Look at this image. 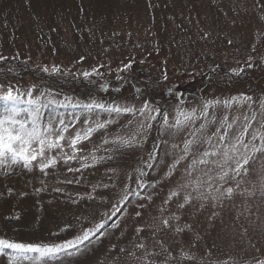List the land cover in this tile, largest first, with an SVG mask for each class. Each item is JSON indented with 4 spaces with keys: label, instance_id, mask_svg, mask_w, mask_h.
<instances>
[{
    "label": "rangeland",
    "instance_id": "1",
    "mask_svg": "<svg viewBox=\"0 0 264 264\" xmlns=\"http://www.w3.org/2000/svg\"><path fill=\"white\" fill-rule=\"evenodd\" d=\"M0 57V95L9 87L14 94L31 89L33 97L66 105L56 112L74 125L61 147L45 152L55 165L41 170L39 157L29 167L0 164V239L55 246L90 229L88 253L66 264H162L164 255L145 254L160 252L161 243L168 264L264 260V153L247 165L250 171L232 197L203 184L197 191L195 181L207 177L199 170L188 175L191 158L174 164L179 150L172 145L182 147L186 133L173 136L174 129L161 126L162 115L171 124L179 111L199 114L206 101L248 96L251 106L213 104L209 118L218 123L225 115L229 121L240 117L236 133L243 117L255 112L252 129L259 128L264 0H0ZM182 88L190 89L188 95L180 94ZM93 102L137 111L83 107ZM146 103L162 115L144 120L138 110ZM41 111L43 124L51 106ZM97 123L105 126L69 146L77 132ZM220 185L235 188V181L216 180ZM245 189L254 194L241 195ZM85 242L64 253L73 256ZM36 255L25 260L6 249L0 264H51L52 257L34 262Z\"/></svg>",
    "mask_w": 264,
    "mask_h": 264
},
{
    "label": "snow or ice",
    "instance_id": "2",
    "mask_svg": "<svg viewBox=\"0 0 264 264\" xmlns=\"http://www.w3.org/2000/svg\"><path fill=\"white\" fill-rule=\"evenodd\" d=\"M2 59V57H0ZM128 65H126L127 67ZM250 66V65H249ZM58 69L54 68L53 71ZM48 71V69H44ZM235 71V70H234ZM242 71V69H241ZM88 76L89 73H84ZM167 77H165L166 79ZM27 95V99L22 97ZM0 101L5 102L3 108V115H0V164L6 161L11 163L23 162L24 167H29L33 161H37L38 157L41 158L40 168L41 170L48 168L49 166L56 164V159H47L45 157L46 150L61 147V141L66 139L64 133H67L70 128L74 127L71 121H65L63 116H59L56 112V107H65L55 100H41L39 96L33 97L32 90L29 89L26 93H20L16 90L14 94L13 89L9 87L5 94L0 95ZM252 98L243 96L240 98L233 97L231 100L226 101H206L204 102L199 114L193 109L191 112L179 111L175 117L173 123H169L167 115H162L159 109H151L147 103L139 109L140 115L146 121L156 120L157 115H162V128L167 131L168 129H174L172 135L176 136L182 132L186 133V137L182 142V147L178 144H173V149L179 150V155L176 157L174 164H179L181 161L191 158V162L187 165L185 171L189 176H192L193 172L201 171L205 180L197 179L195 181L197 185V191L201 184L206 185L207 188H214L216 192L220 194V197L227 196L232 197L236 189L240 188L243 178L248 175L249 168L247 165L253 160L257 153H264V118L259 121V128L252 129V122L256 121V113L252 112L251 117L245 115L243 120L245 123L242 129L233 133V127L240 117H233L229 121L227 115L217 123L216 119L209 118L208 109L213 104L223 103L226 108H230L233 103H248L251 106ZM20 104H25L27 107L21 108ZM51 106L52 115L42 124L43 113L41 109H48ZM80 105H73L78 107ZM89 112L93 108L103 109L109 113H135L137 110L129 107L109 106L105 108V105L98 103H90L83 105ZM260 109L262 116H264V100L260 101ZM155 111V115H153ZM22 113H26V118H20ZM73 119H78L73 117ZM197 121H202L197 126ZM57 123L60 125L57 127ZM110 123V121H109ZM215 125V131L209 132V128ZM105 125L97 123L95 127H88L83 132H77L75 136L71 137L68 141L69 146L75 148L82 140L89 139L94 131L99 128H103ZM144 123L141 122L140 127L144 128ZM147 127H152L149 122ZM250 129L251 132H250ZM259 140V144L256 141ZM122 143L128 144L130 141H122ZM71 158V157H70ZM200 166H204L203 169ZM71 171V169H69ZM173 170L174 167H173ZM239 177L240 179H237ZM228 180L235 181V188L227 187L223 189V186H215V181ZM261 189L264 194V177H261ZM184 187V186H182ZM223 189V190H222ZM247 192L248 195H253V192L247 189L241 192L244 195ZM172 195H176L173 193ZM202 195V194H201ZM215 198V197H214ZM187 200V197L185 198ZM183 207V205H180ZM161 225L168 227L169 221H161ZM99 227H103L100 225ZM183 229L177 228L176 231L180 232ZM140 231V230H138ZM91 235L94 233L89 229L83 231L82 235L76 237L75 241H67L62 245L47 246L39 244H25L22 242H13L6 239H0V252L6 249H10L17 253V257H22L27 260L30 259L28 253H36L35 257L31 259L34 262L45 261L49 257H54L61 252L67 251L68 248H74L78 245L84 244L85 241H89ZM137 248L144 249L143 244L136 245ZM161 251L158 253H145L146 255L160 256L164 255L162 264H168L169 257L165 255L167 249L163 243L160 244ZM121 251H124L122 249ZM129 256L135 257L134 252H130ZM140 259L139 257H135ZM149 264H152L150 261ZM257 264H264V260L257 261Z\"/></svg>",
    "mask_w": 264,
    "mask_h": 264
},
{
    "label": "trees",
    "instance_id": "3",
    "mask_svg": "<svg viewBox=\"0 0 264 264\" xmlns=\"http://www.w3.org/2000/svg\"><path fill=\"white\" fill-rule=\"evenodd\" d=\"M262 6H263V4L262 3H260ZM28 72H30L31 74H33L35 77H37V78H39L41 75H40V73H33L31 70H27V73ZM212 74H215V72H213ZM211 77V76H210ZM209 77V78H210ZM181 91H180V94L182 95H184V96H186V95H188V93L190 92V89H187V88H182V89H180ZM158 91V90H157ZM159 92V91H158ZM160 94H161V96H164V94L162 93V92H160ZM153 96L150 94V93H148V95H147V99L149 100V101H152L153 100V98H152ZM4 103V102H3ZM2 103V101H0V115L1 114H3V108H4V104ZM164 105H162V104H160V105H158V107H163ZM49 116H51V115H49ZM159 162H161V158H160V156H158V157H156L155 158V162H154V165L156 166ZM85 246L86 247H82L80 250H78L76 253H74V255L73 256H71L70 254L68 255V253H64V252H62L61 254H60V256H58V257H52L50 260H49V262H51V264H66L67 262H68V260H70V259H73V258H75V257H82L84 254H87L88 253V251H89V248H87V243L85 242ZM89 247H92V246H89ZM47 260V259H46Z\"/></svg>",
    "mask_w": 264,
    "mask_h": 264
}]
</instances>
